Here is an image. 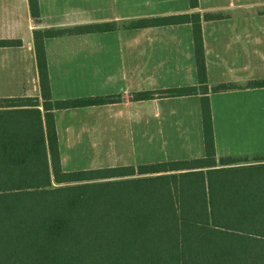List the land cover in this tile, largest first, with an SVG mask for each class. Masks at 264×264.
<instances>
[{"label":"trees","instance_id":"16d2710c","mask_svg":"<svg viewBox=\"0 0 264 264\" xmlns=\"http://www.w3.org/2000/svg\"><path fill=\"white\" fill-rule=\"evenodd\" d=\"M29 3L39 18V0ZM185 21L193 24L201 87L139 91L131 98L200 93L205 155L74 171L62 165L54 110L121 97L53 101L45 40L104 26L34 32L44 115L38 99L0 98V264H264V155L217 157L201 15L131 25ZM20 44L0 39V47ZM255 86H264V80L246 85ZM237 87L223 83L212 91ZM22 102L34 108L17 109Z\"/></svg>","mask_w":264,"mask_h":264},{"label":"crops","instance_id":"0c3cea01","mask_svg":"<svg viewBox=\"0 0 264 264\" xmlns=\"http://www.w3.org/2000/svg\"><path fill=\"white\" fill-rule=\"evenodd\" d=\"M39 6L41 14L35 18L29 0H0V39L21 40L20 45L0 47V98L38 99L44 115L34 32L83 25L104 27L45 40L52 100L121 97L109 104L54 110L64 170L72 171L64 160L74 152L96 155L103 144L118 151L122 144H142L141 163L108 166L205 155L200 93L131 98L139 91L201 87L191 21L131 25L186 14L202 18L217 157L252 160L264 150V86L246 87L264 80V0H39ZM223 83L239 87L212 91ZM19 104L17 109L34 108L29 102ZM167 143L188 144L190 154L150 157Z\"/></svg>","mask_w":264,"mask_h":264},{"label":"rangeland","instance_id":"374dc122","mask_svg":"<svg viewBox=\"0 0 264 264\" xmlns=\"http://www.w3.org/2000/svg\"><path fill=\"white\" fill-rule=\"evenodd\" d=\"M261 139H262V143L260 145L262 146V148H264V135H262ZM231 143L234 145V141ZM186 145L188 146V144H184L183 146H177L175 144L167 143L163 146L162 150L160 151L155 150L154 152H150V157L151 158L153 157L155 158L158 156L165 157L166 155H176L177 153L190 154ZM120 148L121 150L118 151L112 144H103V148L100 149L99 150L100 152L98 151L96 155L94 152H84V151L74 152L72 154L73 157L64 160V166L74 171V170L90 169V168L95 169L94 167H98L99 165H104V167H107L108 165H112L113 163H118V164H123L127 162L134 163V161H138L141 163L142 160L141 143L133 142V143L122 144ZM261 155H264V150L260 155H256V157ZM116 156H119L120 158H115ZM167 161H171V160H167Z\"/></svg>","mask_w":264,"mask_h":264}]
</instances>
